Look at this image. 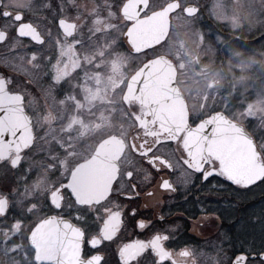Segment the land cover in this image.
I'll return each instance as SVG.
<instances>
[{
  "label": "snow or ice",
  "instance_id": "obj_1",
  "mask_svg": "<svg viewBox=\"0 0 264 264\" xmlns=\"http://www.w3.org/2000/svg\"><path fill=\"white\" fill-rule=\"evenodd\" d=\"M106 8L99 19L124 18L122 35L136 55L167 41L173 18L185 22L208 81L199 112L174 91V75L158 102L145 100L137 80L129 92L143 109L132 113L143 133L132 145L139 164L121 171V148L70 167L71 137L45 148L48 136L36 125L49 99H75L69 81L81 68H68L84 42L81 9L75 0H0V264H264V209L233 222L239 235L225 253L214 244L198 250L163 215L159 225L146 219L137 203L142 193L156 195L153 183L167 193L178 184L264 186V59H257L264 58V0H121L119 12L114 3ZM89 63L101 67L95 57ZM124 104L132 107L127 97ZM200 211L203 227L220 219L202 204ZM129 228L135 238L124 236Z\"/></svg>",
  "mask_w": 264,
  "mask_h": 264
},
{
  "label": "flooded vegetation",
  "instance_id": "obj_2",
  "mask_svg": "<svg viewBox=\"0 0 264 264\" xmlns=\"http://www.w3.org/2000/svg\"><path fill=\"white\" fill-rule=\"evenodd\" d=\"M118 6L120 11V4H118ZM123 22L125 23L124 18ZM104 36L105 39H107L109 36L111 37V35L109 34H106ZM87 37L88 35L87 33H85L82 39L84 42L77 49L80 52L79 54L81 55H83L85 51L91 50L93 47V39L91 38L92 40H89ZM99 39L100 36H95V43L96 41H100ZM116 49L119 51H125L124 37L122 44L121 42H119V45L116 46ZM146 58L141 61V63L147 60ZM139 65L134 69V71L139 67ZM76 66L77 65H74V67ZM79 67L81 68V73H84V75H81V73H73L71 74L69 81V83L72 85L71 95L74 96L75 99H78L82 96L86 97V83L88 80H91V77L93 76H88V71H86L87 67L84 62L82 66L79 65ZM72 69L73 68L71 67L68 68L69 73H72ZM133 72L129 74L127 79L124 78L122 73L120 75V78L117 79V81L115 82L116 85L113 90L114 102L112 104L115 106L114 108H110V116L100 122L99 127L95 131H92L91 127L89 128L85 124V122L89 120L87 117L89 116V114L85 112L89 111L91 108L85 109V112L81 111V109H78L75 106V99L70 98L67 104L68 106L70 104L71 108L68 107V109H65V104H60L59 102H57V105H50L48 103L44 105L46 115L43 117H38V123L36 125L38 130L40 127H43L44 132L38 131V135L51 136L50 134H53L58 138L60 136L66 138L70 136L71 139H74L73 142L80 145V150L78 153L75 152L74 156L68 158L70 167L76 163L83 162L89 157H91L97 144L102 139L110 135H115L116 137L120 138L121 141H123V155L120 156V158L118 159V164L120 166L121 171L126 170L130 166L138 165L139 158L135 156L132 149V145L133 143H135L136 146L139 147L140 141L141 139H143V133L142 130L138 127V124L134 119L132 113L133 111L141 112L143 111V109L138 107L137 103L131 100V98H129L130 102L132 103L131 108L127 107L124 104V93L126 89V83ZM179 77L180 76L178 73V69L176 67V82L184 98L187 100L190 110L195 115L197 112H199V102L196 100V97H193L196 96V94H194L193 92H190V94L186 93L184 87L182 86V83L179 80ZM78 88L80 90L79 95L77 93H74ZM90 106L92 105L90 104ZM62 107L64 108L62 109ZM72 110L73 112H71ZM72 113L73 115L79 113V115L78 117H74L73 115H71ZM99 134L100 137L93 142L94 136H97ZM53 139L54 138L51 139V137H49L48 141H41V143H43L45 148H47L49 146V143ZM52 149L55 150V145H52ZM76 149L77 147L75 148V150ZM61 158L63 159V157ZM52 179L56 180L58 179V176H54L52 177ZM178 188L179 191L177 193H167L158 189L155 183H153L149 190H155L156 195L153 198H147L142 193L137 203L141 206L140 211L146 219L154 221L157 223V225H159L160 222L158 220V217L163 215L166 219L168 226L176 227L177 231L175 234L179 237L188 239L190 244L198 250H206L210 244H214L218 247H222L224 252L228 253L230 249V238H237L239 235L237 230L233 227V222L240 218L248 219V212L250 211L251 204L253 202L255 203L262 201L264 199V197L260 195L252 196L250 191L236 192L230 189L232 192L229 196V200L232 201V209L229 213L230 215L225 217L226 221H223L222 216L217 210L218 205L215 204L218 199H220L219 193L223 191L211 190L210 186L207 184H205L202 188L192 186L191 184H178ZM198 200L200 203L197 202ZM201 204L209 209L207 214L213 216L219 215L220 217L219 220L213 219L212 225L210 227H203L202 221H198V225L196 227H192V221L199 220L202 216L206 214L200 211ZM144 205H147V207H143ZM131 231V228H129L124 233V236L135 238L131 237ZM140 238L144 239L146 237L141 236ZM258 243L259 239L257 232V244ZM237 244H239V240H237Z\"/></svg>",
  "mask_w": 264,
  "mask_h": 264
},
{
  "label": "rangeland",
  "instance_id": "obj_3",
  "mask_svg": "<svg viewBox=\"0 0 264 264\" xmlns=\"http://www.w3.org/2000/svg\"><path fill=\"white\" fill-rule=\"evenodd\" d=\"M75 2L77 7L81 9V18L77 20V25L79 27V25L83 24V28H81L77 33V38L83 39L84 34L87 33V38L89 40L93 39V47L91 50L85 51L83 55L79 54L76 59V64L70 63L69 67L73 68L74 65L82 66L84 62L87 67L86 71H88V76H93L91 77L92 84L91 80H88L86 83V97L82 96L74 101L75 106L78 109H81V111L85 112V109L91 108L89 111L85 112L89 114V116H87L89 120H87L85 124L89 128L91 127L92 131H95L99 127L100 122L110 116V108H114L115 106L112 105L114 102L113 90L117 79L120 78L122 73L124 78L127 79L129 74L134 71V69L145 59L146 56L132 54L126 44L125 51H119L116 49V46H114L116 45V41H119L122 44V32L126 29V26L123 22V18L119 16H112L111 13L108 14L109 18L104 20L99 19V12H106V6L107 4H110L109 2L106 0H75ZM116 11L119 12V6ZM93 12L97 13L96 19H93L91 16V13ZM109 27H112L111 33L107 31V28ZM97 30L100 31V41H96L95 43V32ZM81 33L83 34L82 36ZM106 34L111 35V37L109 36L105 39L104 35ZM157 52L166 54L173 60L178 69L180 76L179 80L182 83L184 90L186 93L190 94V92H193L196 94V96L193 97L197 98L196 100L199 102L198 105L200 106L202 93L208 81L205 79L203 74H198L199 70L195 65L194 58L198 54L202 55V53L197 52L196 45L193 43L191 34L183 20L173 18L169 37L167 41L158 46ZM78 53L80 52L78 51ZM101 53L104 54L102 58ZM93 57H95L96 61L101 65L100 68L97 69L95 64L89 63ZM257 57V59H264L259 56ZM181 64L184 65L183 69H181ZM74 93L79 95V88ZM48 104L57 105V103L53 104L51 99H49ZM90 104L92 106H90ZM64 107L65 109H68V107L71 108L70 104L69 106L68 104L64 105ZM64 107H62V109ZM71 112H73V110ZM71 115H73V113ZM78 115L79 113H76L73 116L78 117ZM50 135L51 136H48V138L51 137V139L54 138L65 143L68 142V138L66 137L60 136L58 138L53 134ZM99 137L100 134L94 136L93 142ZM73 140L74 139H71L73 150L78 153L80 145L73 142ZM76 147L77 149L75 150ZM250 193L252 196L257 195L258 193H264V186L253 187L250 190ZM261 209H264V199L251 204L248 217L252 216L254 213L259 215ZM198 221H201V219L192 221V227H196L198 225Z\"/></svg>",
  "mask_w": 264,
  "mask_h": 264
},
{
  "label": "water",
  "instance_id": "obj_4",
  "mask_svg": "<svg viewBox=\"0 0 264 264\" xmlns=\"http://www.w3.org/2000/svg\"><path fill=\"white\" fill-rule=\"evenodd\" d=\"M127 7L128 5L126 4V8ZM144 23L147 24L148 22L145 20ZM127 30L128 29L126 27L125 31ZM152 42L155 43V40H153ZM149 61H154V63L149 64L148 69H144V65L147 64ZM173 65H175L174 62L167 55L164 54L156 55L154 57L145 60L128 78L124 93V99L126 97L128 99L131 98V93L129 92V85L135 84L136 81L139 80L140 83L145 88V100L149 102L160 101L162 99L163 90L168 88L173 78V75L175 76V80H176V72L175 74H173L171 70ZM174 91H178L179 93L182 94L181 90L178 87L177 82ZM111 137H116V136L110 135L102 139L97 144L91 157H94L97 152H100L102 154L105 152H116L118 154L119 150L123 148V144L120 143L121 139L116 137L118 139L113 140L110 139ZM105 141L107 142L105 143ZM97 171H99V169H97Z\"/></svg>",
  "mask_w": 264,
  "mask_h": 264
},
{
  "label": "trees",
  "instance_id": "obj_5",
  "mask_svg": "<svg viewBox=\"0 0 264 264\" xmlns=\"http://www.w3.org/2000/svg\"><path fill=\"white\" fill-rule=\"evenodd\" d=\"M106 1L109 2L110 4H113V3L116 4V7L120 3V0H106ZM244 32H245V35H247V30L246 29L244 30ZM157 48H155L152 51H149L147 54H144V55L146 57L156 55L158 53L157 52ZM245 55L246 56L247 55H252V53L251 52H245ZM203 63L204 62H202V64ZM217 67H219V65H217ZM230 79H231V77H229L228 80H225V86H228ZM231 192L232 191L230 189H225L223 192H220L219 193L220 199H218V201L215 203V204L218 205L217 210L219 211L220 215L222 216L223 221H226L225 217H227L228 215H230L229 213L231 212V209H232V206H231L232 201L229 200L230 199L229 196L231 195ZM257 195L258 196L260 195V196H263L264 197V193H258Z\"/></svg>",
  "mask_w": 264,
  "mask_h": 264
}]
</instances>
